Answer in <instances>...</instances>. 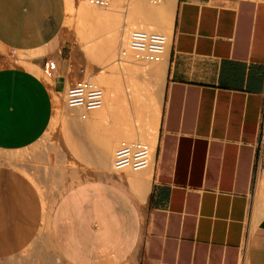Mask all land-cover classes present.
<instances>
[{
    "label": "crops",
    "instance_id": "crops-1",
    "mask_svg": "<svg viewBox=\"0 0 264 264\" xmlns=\"http://www.w3.org/2000/svg\"><path fill=\"white\" fill-rule=\"evenodd\" d=\"M164 1L152 169L99 170L58 196L48 233L63 264H264V2ZM64 18V0H0V48L40 69ZM52 110L36 69L0 67V150L35 142Z\"/></svg>",
    "mask_w": 264,
    "mask_h": 264
},
{
    "label": "rangeland",
    "instance_id": "rangeland-1",
    "mask_svg": "<svg viewBox=\"0 0 264 264\" xmlns=\"http://www.w3.org/2000/svg\"><path fill=\"white\" fill-rule=\"evenodd\" d=\"M82 1L73 0L72 5L76 6L74 10L70 11L65 8V18L61 30L55 40L46 48L44 56L57 62L55 74L51 77L46 76L43 66L38 73L49 87L53 102L51 119L46 130L35 142L23 148L0 150V263L3 264H63L53 249L48 227L43 225L42 221L40 224L39 220L32 218L34 210L37 208V205L34 206L33 203L37 204L38 198H36L27 177L37 188L41 201L50 206L49 212H51L58 196L66 188L85 179L100 177V175L92 173L102 169L99 163L102 141L106 139L104 136L107 133L119 130L123 121L121 116L125 114L122 99L127 100L132 95L128 90H125L127 89L125 86L132 76L127 77V74L123 72H121L122 75H116L113 80V85L119 87L116 92V117L109 119L101 127L87 126V128L85 121L89 119V116L82 120L79 117V111L70 112L66 107L65 92L76 79L89 78L101 86L100 81L106 74L104 70L106 63L115 59L118 66L122 67L121 60L117 59V53L124 46V42L121 43L117 39L109 40V35H105L108 53L106 57H111V60L107 61L104 57L90 59L86 56L82 46L80 32H89L91 29L97 34L101 29L100 26L112 25L114 22L118 27H128L126 20L118 17L115 9L81 13L78 7ZM101 33L99 32V34ZM30 55L25 51L0 48V67H29ZM122 63L134 64L130 61ZM137 65L141 64H135V66ZM152 65L154 63L148 66ZM151 77L152 75L142 76L143 80L141 81L151 84L156 102L159 101L157 96L158 80L156 79L152 84L149 81ZM93 78L98 79V82ZM60 80L65 81L64 87L59 82ZM131 107L135 108L136 104ZM76 117L75 123L72 118ZM77 125L81 128H77ZM132 139L137 138L119 137L114 146L120 140ZM128 173L132 174L131 171ZM30 241V246L25 248Z\"/></svg>",
    "mask_w": 264,
    "mask_h": 264
},
{
    "label": "bare ground",
    "instance_id": "bare-ground-1",
    "mask_svg": "<svg viewBox=\"0 0 264 264\" xmlns=\"http://www.w3.org/2000/svg\"><path fill=\"white\" fill-rule=\"evenodd\" d=\"M64 2L66 9L71 11L74 10V8H76V6L72 5L73 0H64ZM78 8L81 13H88L91 11L99 12L98 10L101 9L104 11L106 9L107 10L115 9V12L118 15V17H122V19H125L128 24V27L127 26L118 27L115 22L112 25L100 26L101 29L99 32L101 33L102 31L101 34H99V32L96 34V32L95 33L92 32L91 29L89 32H83V33L80 32L82 46L85 50L86 56H88L90 59L104 57L106 58L105 60L107 61L111 60V57H106L108 53L106 49L107 40L105 38V35H109L108 36L109 40L117 39L121 43L124 42L123 45L126 44L129 32L134 28L156 30L166 34L168 39L170 37V30L172 25V12L169 6L164 5L163 0H160L159 2H155V3L149 2L148 0H127V1L120 0L119 2L112 3L106 7H97L88 3L86 0H83L82 3L79 4ZM117 59L121 60L120 64L122 65V67L118 66L115 59H112L110 62L106 63L104 69L106 71V74L103 76V78L100 81L101 82L100 87L104 91L103 105L101 106L100 109L89 111L87 113L89 119L85 121L86 127L88 126L91 128H95V127L103 126L109 119L116 117V113H117L116 92L119 90V87L117 88L113 85L114 84L113 80H115L116 75L118 74L122 75L121 72L127 74V77L132 76L130 77L131 79L129 80L127 85L126 86L124 85L127 88L125 90H128L132 95H130V97L127 99L129 101L122 99V103L125 106V114L124 116H121V118H123V121L120 124L119 130H113V133H109V134L106 132L107 134L104 136L106 139H103L100 148L101 155L99 156V163L102 168L101 171L104 173H112V174L113 173L116 174L115 172L117 173L125 172V171H116L112 167L113 151L116 147L114 146V143H116V140L119 137L124 139L137 138L147 142L151 146L152 157H153L154 144H155V131H156V124L159 115L160 105H159V101L155 102L154 91L153 88L151 87V84L141 80H143L142 76L143 77L147 75L151 76L154 74L153 68L155 64L156 65L162 64V63H155L150 67L148 66L149 64L148 65L141 64L144 66L141 65L135 66V63L132 65L125 64L122 62L129 61V59L120 58L118 56V53H117ZM29 68L32 70L36 69L37 73H39L40 69L38 67L29 64ZM121 68L123 69L122 71ZM160 75L161 74L157 76ZM154 76L156 75L154 74ZM93 80L98 82V79L96 78H93ZM133 104H136L135 108L131 107V105ZM57 105H58V101H57ZM68 110L70 112L79 111L80 113V110L77 108L74 109L68 108ZM79 117L81 118L80 114ZM72 119L76 123L77 117ZM81 119L84 120L83 118ZM78 127L79 126L77 125V128ZM110 135L111 137H109ZM151 169H152V158L149 168H147L146 170H140L136 172L131 171V173L140 174L143 172H147ZM126 172H128V170ZM49 207L50 206L46 205L45 202L42 201V224L43 225L45 224L46 227L49 226V218H50Z\"/></svg>",
    "mask_w": 264,
    "mask_h": 264
},
{
    "label": "built area",
    "instance_id": "built-area-1",
    "mask_svg": "<svg viewBox=\"0 0 264 264\" xmlns=\"http://www.w3.org/2000/svg\"><path fill=\"white\" fill-rule=\"evenodd\" d=\"M97 7H106L120 0H86ZM155 3L160 0H148ZM264 2V0H260ZM168 48L166 34L141 28L132 29L118 51V56L135 64L159 63L165 59ZM57 70V62L48 59L43 64V72L51 77ZM104 101L103 89L88 78H78L67 88L64 102L67 108L80 110L81 118H86L91 110L100 109ZM152 158L151 146L140 139L120 140L113 151L112 167L116 171H140L149 168Z\"/></svg>",
    "mask_w": 264,
    "mask_h": 264
}]
</instances>
